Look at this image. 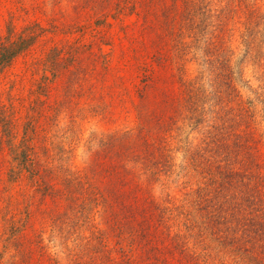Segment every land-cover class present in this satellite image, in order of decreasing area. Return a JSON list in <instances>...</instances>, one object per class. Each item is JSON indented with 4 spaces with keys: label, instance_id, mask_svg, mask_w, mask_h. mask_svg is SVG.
<instances>
[{
    "label": "rangeland",
    "instance_id": "374dc122",
    "mask_svg": "<svg viewBox=\"0 0 264 264\" xmlns=\"http://www.w3.org/2000/svg\"><path fill=\"white\" fill-rule=\"evenodd\" d=\"M196 1L203 8L202 12L211 16L209 23L217 24V17L226 13L230 18L220 39L224 53L219 57L217 71L210 70L204 63L200 51L192 49L187 57L185 79L195 83L207 96L203 106L207 112L205 121L198 128L165 103L179 87L176 84L174 88L178 66L172 59L168 40H162L154 31L149 35L141 33L143 24H153L156 9L148 7L149 15L142 12L143 8L133 14L128 11L127 15H118L110 4L115 5L118 0L110 3L108 0H0V47L13 31L15 40L21 35L34 36L31 48L0 74V105L15 110L18 140L23 137L27 123L34 120L38 134L32 136V144L41 161L52 169L63 165L84 175L102 137L129 135L116 144L112 151L114 157L130 147L140 149L141 142L136 137L142 129L156 133L157 119L175 117V128L168 134L171 171L162 176L152 192L164 207H179L184 213L178 216L175 212L169 220L172 232L181 235L189 233L185 215L193 211L192 192L201 182L188 160L187 151L204 139L207 125L212 124L210 111L218 109L212 105L221 98L226 108L253 114L254 129L258 136L264 137V0ZM166 2L172 4L171 0ZM253 12L259 22L254 36L256 46L262 47L260 51L250 50L248 46L247 21ZM76 47L81 50L70 60L68 52ZM56 49L63 51L68 69L53 83L47 100L35 90L44 74L37 68ZM107 61L110 71L104 70ZM78 73L84 78L81 86L79 84L85 88L84 96L75 97L77 104L69 105L68 109L54 110L52 107L64 97L69 82ZM47 74L52 79L51 71ZM118 76L123 78V90L117 83H120ZM38 99L47 100L43 117L32 109ZM10 162L9 148L4 145L0 167L5 173ZM140 182H144V178ZM13 187V193L19 191L18 185ZM0 206L4 203L0 202ZM90 216L94 228L82 218H73L66 234H60L49 225L36 224L32 238L37 240L40 236L41 244L58 264H113L114 261L118 264L126 254L138 257V241L128 234L119 211L105 214L98 209ZM8 229L0 213V264H49L40 260L37 242L32 241V251L28 245L18 251ZM97 230L102 232L103 241L94 235ZM187 242L192 252H200L189 235Z\"/></svg>",
    "mask_w": 264,
    "mask_h": 264
},
{
    "label": "trees",
    "instance_id": "16d2710c",
    "mask_svg": "<svg viewBox=\"0 0 264 264\" xmlns=\"http://www.w3.org/2000/svg\"><path fill=\"white\" fill-rule=\"evenodd\" d=\"M171 1L172 4L166 0H118L114 5L108 0L118 15H127L128 11L133 14L141 8L149 15L148 7L156 9L153 24H143L141 33L149 35L154 31L162 40H168L172 59L178 66L174 88L176 84L179 87L165 103L198 128L205 121L207 112L203 106L207 96L195 83L185 79L187 57L192 49L200 51L204 63L217 71L219 57L224 53L220 39L230 18L229 14H222L217 17V24H211L208 22L211 16L202 12L196 0ZM256 19V13H250L248 46L250 50L260 51L262 47L256 46L254 36L259 24ZM15 36L13 31L0 47V74L31 48L34 36L21 35L16 40ZM79 50L76 47L68 52L70 60L76 58ZM65 59L63 51L56 49L38 65L37 69L41 68L44 74L35 90L47 100L53 83L67 72ZM104 70H111L108 61ZM119 78L117 83L123 90V78ZM83 80L78 73L69 82L64 97L52 108L61 111L77 104L74 98L85 94V88L79 87ZM47 100L38 99L32 106L39 117L44 115ZM224 104L220 98L212 105L218 109L210 111L212 124L207 125L204 139L187 151L201 182L192 192L193 211L185 215L189 231L186 235L173 233L169 226L173 213L178 212V216L184 213L179 207H164L152 192L162 176L171 171L168 134L175 128V117L157 119L156 133L142 129L136 137L141 142L140 149L130 147L114 157L116 144L129 135L102 137L87 173L82 175L63 165L54 169L45 165L32 144V136L38 134L36 122L31 119L18 140L15 110L0 105V152L6 145L11 158L7 173L0 167V202L4 203L0 213L8 224L11 239L18 245L16 249L21 251L28 245L31 250L32 241L37 242L40 260L58 264L41 244L40 236L37 240L32 238L36 224L49 225L62 235L67 233L73 218H82L94 228L89 215L102 209L105 214L119 211L128 234L138 241V257L126 254L118 264H264V137L258 136L254 129L253 114L226 108ZM15 185L19 191L13 193ZM101 233L97 230L94 235L103 241ZM188 235L196 241L199 253L188 248Z\"/></svg>",
    "mask_w": 264,
    "mask_h": 264
}]
</instances>
